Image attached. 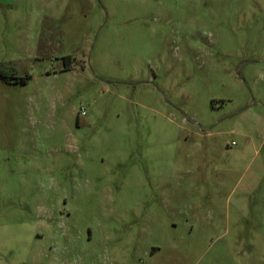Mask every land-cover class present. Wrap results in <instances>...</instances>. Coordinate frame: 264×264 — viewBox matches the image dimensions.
<instances>
[{
    "label": "rangeland",
    "instance_id": "374dc122",
    "mask_svg": "<svg viewBox=\"0 0 264 264\" xmlns=\"http://www.w3.org/2000/svg\"><path fill=\"white\" fill-rule=\"evenodd\" d=\"M0 264H264V0H0Z\"/></svg>",
    "mask_w": 264,
    "mask_h": 264
},
{
    "label": "trees",
    "instance_id": "16d2710c",
    "mask_svg": "<svg viewBox=\"0 0 264 264\" xmlns=\"http://www.w3.org/2000/svg\"><path fill=\"white\" fill-rule=\"evenodd\" d=\"M23 83H26V81L25 80H21Z\"/></svg>",
    "mask_w": 264,
    "mask_h": 264
}]
</instances>
